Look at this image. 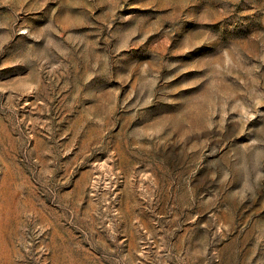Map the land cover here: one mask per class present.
Returning <instances> with one entry per match:
<instances>
[{
    "label": "rangeland",
    "instance_id": "rangeland-1",
    "mask_svg": "<svg viewBox=\"0 0 264 264\" xmlns=\"http://www.w3.org/2000/svg\"><path fill=\"white\" fill-rule=\"evenodd\" d=\"M0 264H264V0H0Z\"/></svg>",
    "mask_w": 264,
    "mask_h": 264
}]
</instances>
